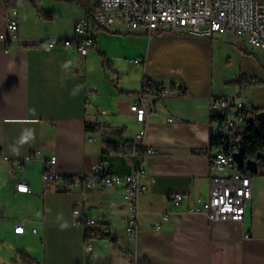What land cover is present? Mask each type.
<instances>
[{
  "label": "crops",
  "instance_id": "1",
  "mask_svg": "<svg viewBox=\"0 0 264 264\" xmlns=\"http://www.w3.org/2000/svg\"><path fill=\"white\" fill-rule=\"evenodd\" d=\"M98 1L0 0V28L15 8L20 37L12 48L0 40V264H264V175H250L253 197L242 220L210 219L190 209L196 197L210 192V98L228 95L204 61L209 35L97 29L83 62L74 47L46 45L49 39L75 37L76 20ZM101 53L113 61L146 57L143 77L166 87V95L146 98L141 142L136 139L141 125L130 109L135 99L126 92L141 94L142 84H115ZM249 102L264 109L258 99ZM87 123L98 128L89 130ZM109 141L119 148L103 151ZM143 146L153 149L143 154L148 188L139 197V232L130 237L125 185L92 187L87 177L98 163L131 172ZM52 155L55 171L83 176L70 186L45 181L44 160ZM20 181L30 190H18ZM175 192L185 193L178 206L170 199ZM84 217L98 224L75 223ZM19 224L23 232L15 231ZM87 229L94 232L88 235Z\"/></svg>",
  "mask_w": 264,
  "mask_h": 264
},
{
  "label": "built area",
  "instance_id": "2",
  "mask_svg": "<svg viewBox=\"0 0 264 264\" xmlns=\"http://www.w3.org/2000/svg\"><path fill=\"white\" fill-rule=\"evenodd\" d=\"M122 28L150 34L161 28L206 35L216 31H234L237 35L246 37L252 46L264 50V0H99L89 15L76 20L75 37L49 39L46 45L54 47L62 43L67 48L74 47L83 62L95 42L97 29L120 32ZM19 39V18L17 10L13 8L6 14L4 28H0V40L12 48ZM40 42L33 40L30 43L37 45ZM68 58H73L72 52ZM146 60V57H139L133 62L145 65ZM148 83V78H143V84ZM166 93V87L162 84L159 96ZM147 96L149 95L141 92L130 105L136 121L141 125L136 133L138 142H141L147 124ZM251 108L250 102L242 99L239 94L211 96L210 192L208 197H196L190 208L192 211H202L210 219H243L245 205L252 199L253 189L250 174L242 170L244 167L238 164L235 156L244 147L245 136L254 120ZM87 139H95L90 131H87ZM141 150L136 167L131 172H114L98 163L87 177V184L92 187L125 185L124 197L129 210L126 232L130 237H136L139 232V197L148 188L143 182L146 174L143 154L153 151L147 146H143ZM56 161V155L44 160L43 178L45 181L66 183V176L53 169ZM22 165L20 162L19 166ZM82 176L83 173H78L74 179L78 180ZM17 189L30 190L25 181L18 182ZM184 198L183 192L170 194V199L176 206ZM168 216L169 212L163 215L165 219ZM75 223L91 226L98 224V220L95 217H84L77 219ZM160 227L161 225H156V228ZM24 229L23 224L15 226L16 232H23ZM103 231L109 229L105 228ZM88 249H93L91 243L88 244Z\"/></svg>",
  "mask_w": 264,
  "mask_h": 264
},
{
  "label": "rangeland",
  "instance_id": "3",
  "mask_svg": "<svg viewBox=\"0 0 264 264\" xmlns=\"http://www.w3.org/2000/svg\"><path fill=\"white\" fill-rule=\"evenodd\" d=\"M208 41L211 49L208 48L207 60L204 61L208 63L214 82H222L228 95H238L240 91L242 99L247 101L258 99L263 103L264 66L259 64V60L264 62V55L251 52L250 44L244 42L243 36L237 35L234 31L215 32L208 36ZM100 57L105 71L113 78L115 84L120 83L131 88L141 86L143 64L130 61L129 56L114 59L115 61L109 56ZM126 94L130 99L140 96L133 90Z\"/></svg>",
  "mask_w": 264,
  "mask_h": 264
},
{
  "label": "trees",
  "instance_id": "4",
  "mask_svg": "<svg viewBox=\"0 0 264 264\" xmlns=\"http://www.w3.org/2000/svg\"><path fill=\"white\" fill-rule=\"evenodd\" d=\"M102 57H106L104 53H101ZM148 78L149 83L143 84L141 87V92L146 95L152 96H159L160 95V87L162 83L157 82L156 80L152 79L151 77L144 76L143 78ZM261 109L259 107H252L251 113L253 115V122L251 123L248 132L245 136L244 140V152L246 159H256L259 163V172L260 174L264 175V158L259 156V153L264 152V128L262 127L257 115ZM98 128L97 124L87 123V129L95 130ZM131 148L136 147V143L131 144ZM118 143L116 141H109L103 151H108L110 149H118ZM246 174H252L247 169H242ZM74 181V176H66V185L70 186ZM94 232L93 230L87 229V234H91ZM87 235V236H88ZM103 236H109V231H103Z\"/></svg>",
  "mask_w": 264,
  "mask_h": 264
},
{
  "label": "water",
  "instance_id": "5",
  "mask_svg": "<svg viewBox=\"0 0 264 264\" xmlns=\"http://www.w3.org/2000/svg\"><path fill=\"white\" fill-rule=\"evenodd\" d=\"M262 127L264 128V109L260 110L257 115ZM261 158H264V152L259 153ZM236 160L241 167H244L252 174L259 172V163L256 159H246L244 148L242 147L240 151L236 154Z\"/></svg>",
  "mask_w": 264,
  "mask_h": 264
},
{
  "label": "bare ground",
  "instance_id": "6",
  "mask_svg": "<svg viewBox=\"0 0 264 264\" xmlns=\"http://www.w3.org/2000/svg\"><path fill=\"white\" fill-rule=\"evenodd\" d=\"M12 9H13V8H12ZM10 10H11V9H10ZM10 10H9V11H10ZM9 11H8V12H9ZM1 29H2V28H1Z\"/></svg>",
  "mask_w": 264,
  "mask_h": 264
}]
</instances>
